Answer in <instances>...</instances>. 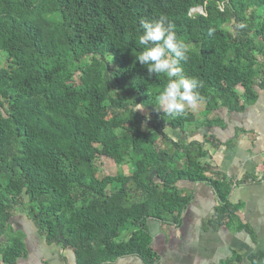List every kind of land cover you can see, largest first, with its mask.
<instances>
[{
  "label": "trees",
  "instance_id": "obj_1",
  "mask_svg": "<svg viewBox=\"0 0 264 264\" xmlns=\"http://www.w3.org/2000/svg\"><path fill=\"white\" fill-rule=\"evenodd\" d=\"M162 14L188 46L181 67L201 82L206 129L221 124L218 109L256 103L264 0H0V264L27 256L25 234L12 227L19 211L76 264H154L146 222H178L191 201L182 182L213 190V226L244 228L228 201L236 182L202 162V142L165 132L195 115L164 113L157 96L167 78L135 60L139 21ZM102 156L129 173L103 176ZM250 262L261 264L255 254Z\"/></svg>",
  "mask_w": 264,
  "mask_h": 264
},
{
  "label": "crops",
  "instance_id": "obj_2",
  "mask_svg": "<svg viewBox=\"0 0 264 264\" xmlns=\"http://www.w3.org/2000/svg\"><path fill=\"white\" fill-rule=\"evenodd\" d=\"M225 116H218L222 122L216 124L214 132L207 129L186 140H172L202 142L207 151L202 162L236 182L228 201L237 206L238 222L244 228L213 226L211 219L217 205L213 190L206 184L182 182L179 188L191 194V201L178 222L174 224L168 217L146 222L150 247L157 257L154 264H251L250 256L254 254L264 264V92L243 112H225ZM230 119L231 126L227 124ZM50 249L56 251L48 253ZM44 251L41 264H76L70 250L43 245ZM108 264L145 263L138 257L126 256Z\"/></svg>",
  "mask_w": 264,
  "mask_h": 264
},
{
  "label": "clouds",
  "instance_id": "obj_3",
  "mask_svg": "<svg viewBox=\"0 0 264 264\" xmlns=\"http://www.w3.org/2000/svg\"><path fill=\"white\" fill-rule=\"evenodd\" d=\"M139 25L142 31L138 42L142 51L136 53L135 60L149 75L167 78L157 96L159 108L170 117L182 116L188 108L195 109L205 98L198 90L201 87L199 79L183 75L181 62L188 58V46L177 36L174 24L162 14L150 20L141 19Z\"/></svg>",
  "mask_w": 264,
  "mask_h": 264
},
{
  "label": "rangeland",
  "instance_id": "obj_4",
  "mask_svg": "<svg viewBox=\"0 0 264 264\" xmlns=\"http://www.w3.org/2000/svg\"><path fill=\"white\" fill-rule=\"evenodd\" d=\"M194 12H202V11H201V9H196V10L191 11V13H194ZM225 28L230 32L232 31L231 30V24L225 26ZM4 56L5 55L2 53L0 55V58H4ZM236 91L241 92V89L239 87H237ZM260 93L262 94V92H260ZM203 106L204 105L202 103H200L195 109L188 108L189 112H191V114L195 115V121L190 123V124L187 123L183 127V129L180 131L181 134H177V133H175L177 131L173 132L170 129H166L165 132L168 135H170L171 138H174V139L182 137L183 139H181V140H186L187 138H189L191 135L195 134L196 132H199L200 134L206 133L207 129L204 127L205 117L201 113V111L203 110ZM139 111L142 114H146V111H143V110H139ZM212 115H215L216 117L217 116L224 117L225 111L218 109V111L213 112ZM210 117H212V116H210ZM227 124L229 126L233 125V120L230 119ZM144 128L146 129V127H144ZM211 130H212V132H214V130H215L214 124L212 125ZM218 131L219 130H217L215 132L218 133ZM173 133H175V134L173 135ZM191 139H193V137ZM98 161H99L98 163L101 164L99 169H101V173L103 174V176H114V175L118 174L119 172H121L123 174L129 173L128 167L126 165L118 168V166H116L114 164V162L107 157L102 156L98 159ZM12 227L14 229L21 230L25 234V237H26V238H24V243L26 245L27 256L24 260L19 261L18 264H41L40 259L43 258L44 253H46V251L43 252L44 243L42 242V238L37 234L36 229L34 228L32 222H30L26 218L24 211H19L17 218L12 220ZM0 243L4 244V241H0ZM55 251L56 250H51V251L48 250L47 252L48 253H54ZM56 254H58V252H56Z\"/></svg>",
  "mask_w": 264,
  "mask_h": 264
},
{
  "label": "bare ground",
  "instance_id": "obj_5",
  "mask_svg": "<svg viewBox=\"0 0 264 264\" xmlns=\"http://www.w3.org/2000/svg\"><path fill=\"white\" fill-rule=\"evenodd\" d=\"M208 219V218H207Z\"/></svg>",
  "mask_w": 264,
  "mask_h": 264
}]
</instances>
